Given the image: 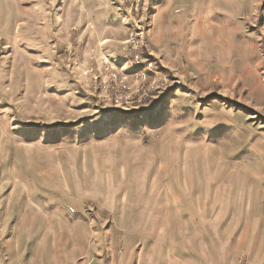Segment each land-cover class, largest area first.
Segmentation results:
<instances>
[{
  "label": "rangeland",
  "instance_id": "obj_1",
  "mask_svg": "<svg viewBox=\"0 0 264 264\" xmlns=\"http://www.w3.org/2000/svg\"><path fill=\"white\" fill-rule=\"evenodd\" d=\"M0 3V247L13 264L36 242L31 204L85 216L86 254L70 248L68 264H264V0H146L135 16L116 0ZM40 240L37 264H66Z\"/></svg>",
  "mask_w": 264,
  "mask_h": 264
},
{
  "label": "crops",
  "instance_id": "obj_2",
  "mask_svg": "<svg viewBox=\"0 0 264 264\" xmlns=\"http://www.w3.org/2000/svg\"><path fill=\"white\" fill-rule=\"evenodd\" d=\"M55 203V202H54ZM41 204H31L30 207H35L36 209H31V213L29 214L31 220H28L26 223H30L26 225V229L24 232H28L26 230H30L32 234H30L31 238H35L36 242L33 245V249L31 250L30 254L26 252V263L22 264H37V256H38V248L40 247L42 240L44 239V245L47 244V239H51L53 245L52 248H55L57 245H61L62 251L60 254L64 255V262L68 264V254L70 253V248H78V251H83V253L86 254V247H85V241L87 238V235L89 234V227L86 224L85 216L78 215L75 218H70L68 216V211L65 212L56 210V211H45L43 206L40 208ZM58 207H63V205H54ZM70 206H74L75 208L80 207L77 203H72ZM140 211L141 210H133V215H137V219L133 221V231L139 232L140 231ZM62 213V216H61ZM70 213V211H69ZM74 212H71V214ZM24 215V214H23ZM70 215V214H69ZM135 218V217H134ZM1 231V230H0ZM7 234V226L5 225L3 232H0V235H6ZM137 238L139 237L138 234H136ZM61 239V240H60ZM252 247V246H251ZM80 248H84L81 249ZM251 249V248H250ZM17 255H22V250L19 249V251H16ZM21 253V254H20ZM20 259V257L18 258ZM22 259V258H21ZM24 259V261H25ZM140 262V258H138ZM52 260H54L52 258ZM0 262L2 264H13L12 261L9 259V253L4 252L2 253L1 247H0ZM260 262H264V249L262 250L261 256H260ZM140 264V263H139Z\"/></svg>",
  "mask_w": 264,
  "mask_h": 264
},
{
  "label": "built area",
  "instance_id": "obj_3",
  "mask_svg": "<svg viewBox=\"0 0 264 264\" xmlns=\"http://www.w3.org/2000/svg\"><path fill=\"white\" fill-rule=\"evenodd\" d=\"M121 6H123L125 8V11L128 13V14H132L133 16L137 15L139 12H142L143 8L145 7V3H146V0H116ZM138 34L137 32H130V37L127 38L128 40V46H127V49L129 51H131L134 56H133V60L136 62L137 65H140L141 63H143L144 61L142 60V57L139 56V54L137 53V47H138ZM105 63L107 64V67L109 68V71H108V74L110 75L111 77V80L116 82L117 80L118 81H121V80H125L126 79V76H122L119 74V71L117 70V68L115 67L114 64H108L107 61H105ZM146 66H151V63L147 62ZM146 74L147 73H143V72H139V75H140V78L142 80L145 79L146 77ZM155 81H153L152 83L149 84V92L154 90L156 88L155 86ZM159 85V84H158ZM124 87V85L122 86ZM121 87V88H122ZM116 92H118V89L116 88L115 89ZM110 99H113L114 102L119 105V104H126L127 103V99H128V96L127 95H123V94H116L114 92H111L110 93ZM241 264H251L250 262L248 261H245Z\"/></svg>",
  "mask_w": 264,
  "mask_h": 264
},
{
  "label": "bare ground",
  "instance_id": "obj_4",
  "mask_svg": "<svg viewBox=\"0 0 264 264\" xmlns=\"http://www.w3.org/2000/svg\"><path fill=\"white\" fill-rule=\"evenodd\" d=\"M1 1V0H0ZM6 1V0H5ZM6 3V2H5ZM5 3H4V5H5ZM2 3H0V5H1ZM197 6V5H196ZM240 6V5H239ZM6 7V6H5ZM4 7V8H5ZM13 8V7H12ZM239 10H240V8H239ZM5 13V12H4ZM211 13H213V12H211ZM6 14V13H5ZM21 14V13H20ZM10 18H12V17H10ZM17 18V17H16ZM11 20V19H10ZM10 23H11V21H10ZM193 38V37H192ZM186 40V39H185ZM167 45V44H166ZM219 48V47H218ZM221 50V49H220ZM226 57H227V55H226ZM227 59V58H226Z\"/></svg>",
  "mask_w": 264,
  "mask_h": 264
}]
</instances>
